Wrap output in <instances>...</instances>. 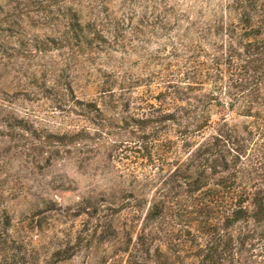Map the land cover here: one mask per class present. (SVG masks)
<instances>
[{
    "label": "rangeland",
    "instance_id": "rangeland-1",
    "mask_svg": "<svg viewBox=\"0 0 264 264\" xmlns=\"http://www.w3.org/2000/svg\"><path fill=\"white\" fill-rule=\"evenodd\" d=\"M164 8H174L166 29L139 28L143 12L152 21ZM107 17L124 21V44L102 52L74 39L70 25L95 21L111 42ZM187 45L200 62L217 58L218 87L186 91ZM0 46V264H264V218L226 226L240 196L250 215L264 197V0H0ZM160 73L185 93L166 110L185 111L162 130L170 149L157 163L125 152L143 136L124 127L136 130L139 112L100 92L123 85L133 108L160 107L149 92ZM200 113L225 118L223 139L209 141L218 127L180 137Z\"/></svg>",
    "mask_w": 264,
    "mask_h": 264
},
{
    "label": "trees",
    "instance_id": "trees-1",
    "mask_svg": "<svg viewBox=\"0 0 264 264\" xmlns=\"http://www.w3.org/2000/svg\"><path fill=\"white\" fill-rule=\"evenodd\" d=\"M157 12H159L157 17L152 21H150L149 18L146 17L145 12H143L141 15L143 17V20L140 22L139 28L142 29V27L144 26L147 29H153V30L166 29L167 25H169L170 18L173 16L172 14L174 13V8H164L162 11L155 10L152 16L155 15ZM108 20H109V17H107V25L110 23L112 31L114 33L113 40L111 42H109L106 36H104L105 31L103 29L101 30L100 28H98L99 24L95 21H92V23H89L86 26H80L78 22H75V24L70 25L71 31L73 32L74 39H76L78 42H80V40L82 39L84 42L83 44H86L91 47L97 46L96 48L97 49L99 48L98 50L100 51L103 50L102 52L110 50V48H112L111 45L120 46V44L122 43L124 44L125 36L123 35V33H125L126 31L122 27V25L124 24V21L123 20L108 21ZM127 28L128 30H130L129 25L127 26ZM111 33L112 32H110L109 34ZM53 42L56 46L61 45L59 49L63 48L62 43H60L61 41H53ZM104 45L107 48L102 47ZM181 46H186V45H181ZM121 47L124 48L126 47V45H121ZM187 47L189 49L194 48V51L192 55L193 57L190 60H187L184 65L186 68L185 73H184V78L186 80V85L188 87L186 91H190V92L200 91L201 90L200 88L205 86L206 81L211 80V79H213V82H214L213 84H215L216 87H218L217 83L222 79L221 77L223 75V70H222L221 64L217 61V58L213 57L212 58L213 60L210 59L212 61H209V62L205 60H203L204 62H200L199 59L203 58L201 51H196L197 47H195L194 45H187ZM0 50H1V46H0ZM174 54L180 56V53L177 52L176 50L174 51ZM202 66L206 68L202 69L201 68ZM151 76L149 79H147L149 83L152 82ZM158 76H160L161 78L159 79L160 80L159 87L160 86L162 87H160V90L158 89L159 91L157 92V95L153 94V91H149V92L153 96L154 100L160 103V107L154 106L151 100H148L147 98H142L138 100L136 99V102L138 103V107L133 108V105L136 106V103L135 101L130 100L132 88L130 87L126 88L123 85L119 88L118 93L114 89L108 90V89H105L104 87L102 88L100 92L103 99H105L106 97L108 98V101L111 103L110 104L111 108L113 107V109H115L116 107L118 108L121 107L122 111L127 114L131 113V111H133L134 109L137 112H139V114L134 115L130 118L131 123H133L134 126H136V130L131 126L129 122H126L124 127L132 128L134 131H139L143 136L140 137L138 141H135L132 143L127 142L126 143L127 145L125 147L126 148L125 152L135 153V154H139L145 157L148 156L151 159H152V156L155 155L156 157H158V159H153V160H155L154 162H156L157 160V163H159L161 158L164 156L163 153L166 152V148L170 149L169 144L166 141H162L164 140L163 135H162V130L167 128L168 122L174 121L176 119V116L174 113L185 111L184 107H180V105L176 107L177 110L174 109V111L172 112H169L166 110L167 107L172 106L173 102H176V101L182 102L183 96L185 93L183 92V88L181 87L182 84L178 85L177 83H172L171 81L165 80L163 77V74L161 73ZM198 77L199 79H197ZM204 78L205 80H203ZM189 80L191 81L189 82ZM145 82L146 81L137 80L133 84L134 85L133 87L143 88L144 86L145 88L147 86ZM127 96L128 98H126ZM126 99L128 100L126 101ZM168 100H170L171 103L168 102ZM214 101L215 99L212 96L208 102L203 104V106L204 107L206 106V108L208 109L213 104ZM86 108L91 109L89 111L90 113L91 112L94 113L93 117L95 118L91 119L90 123L96 126L97 125L100 126L101 125L100 116H102L103 114L101 111V108L96 106L94 103H88L86 105ZM196 110H197L196 108L194 110H188L189 112L188 111H187L188 113L186 112L188 117H190V115L193 114L194 112H197ZM208 111L209 110H204V112H208ZM217 113L220 116H222L223 112L218 111ZM200 115L199 116L196 115L192 119L193 121H196L199 123L197 128L190 129L186 127L184 131L181 132L180 137H182V139H185V138L192 139L194 137L197 138L202 135L203 130H206L207 128L218 127L219 128L218 131L215 132V135H213L211 137V140L209 141H214L215 143H217V141L219 142L221 139H223V136L220 132V124H221L220 122L222 121L223 124H225L226 122L225 118L221 117L217 121H214L211 115L204 116L203 114L201 115L202 117ZM88 131L89 129H83L81 134L90 135L87 133ZM95 132H100V130H95ZM205 145L207 146L208 143H206ZM159 147H162V148L157 151V148L159 149ZM223 149L224 148L221 147L219 152L223 151ZM201 151L202 150L199 149L198 153H200ZM211 154H213L214 156L215 154H218V153H211ZM125 159H128V157H125ZM218 167H220V165L216 163L213 165L205 164L200 167V170H202L201 172H204L208 168H213L212 171H215V169ZM223 169L225 170L226 167H223ZM204 175H205V172L202 173V176ZM200 176H201V173H200ZM232 178H236V175H233ZM197 183H199V181H197ZM217 186L218 187L222 186L223 189L232 192V190L235 187V183L234 182L228 183V182L222 181L220 185H217ZM222 188H220V190ZM220 190H217V192L215 190L214 193L216 194L220 192ZM245 203H247V198H244L243 195L240 196L237 202V207L233 209L230 216L226 220L227 228H231L233 225L243 221L244 219L246 220V219L252 218L256 221V223H260L262 221V218H264V197H262L261 199L255 198L253 200L252 203L255 205V212L251 215L248 214L246 208L244 207ZM160 214L162 213L160 212V210H158V212H156V215L161 216Z\"/></svg>",
    "mask_w": 264,
    "mask_h": 264
}]
</instances>
